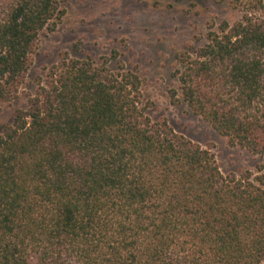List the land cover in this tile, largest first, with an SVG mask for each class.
<instances>
[{"label":"trees","instance_id":"16d2710c","mask_svg":"<svg viewBox=\"0 0 264 264\" xmlns=\"http://www.w3.org/2000/svg\"><path fill=\"white\" fill-rule=\"evenodd\" d=\"M175 54L173 106L258 159L222 174L209 148L152 120L117 50L63 55L0 129V264L264 262V0H233ZM66 0H0V105L25 83Z\"/></svg>","mask_w":264,"mask_h":264},{"label":"rangeland","instance_id":"374dc122","mask_svg":"<svg viewBox=\"0 0 264 264\" xmlns=\"http://www.w3.org/2000/svg\"><path fill=\"white\" fill-rule=\"evenodd\" d=\"M233 0H66L65 15L54 32H43L30 58L18 97L0 105V129L16 109L26 107L37 82L59 59H96L112 49L127 65L136 66L152 120L166 119L174 132L213 153L222 174L254 171L258 159L226 140L184 105L170 104L176 89L175 54L203 44L208 29L233 23L240 10ZM264 264V262L262 263Z\"/></svg>","mask_w":264,"mask_h":264}]
</instances>
